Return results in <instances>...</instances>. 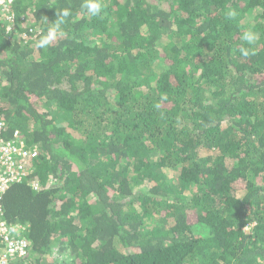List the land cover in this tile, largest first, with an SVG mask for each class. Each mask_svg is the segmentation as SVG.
Listing matches in <instances>:
<instances>
[{
  "label": "trees",
  "instance_id": "trees-1",
  "mask_svg": "<svg viewBox=\"0 0 264 264\" xmlns=\"http://www.w3.org/2000/svg\"><path fill=\"white\" fill-rule=\"evenodd\" d=\"M81 4L0 12L1 137L38 151L2 198L15 264H264V0Z\"/></svg>",
  "mask_w": 264,
  "mask_h": 264
},
{
  "label": "built area",
  "instance_id": "built-area-1",
  "mask_svg": "<svg viewBox=\"0 0 264 264\" xmlns=\"http://www.w3.org/2000/svg\"><path fill=\"white\" fill-rule=\"evenodd\" d=\"M14 1L0 0V12L2 11L3 17L6 18L8 30L13 28L15 23L14 15L9 14V5H12ZM5 131V123L0 121V264H15L30 256V245L22 237L23 227L19 229V225L10 224L2 218L4 214L2 198L12 184L22 182L31 172L21 162L30 157L36 158L38 151L37 149L30 151L25 146L18 130L12 137L3 138L1 135ZM33 188L37 190L39 187L34 184Z\"/></svg>",
  "mask_w": 264,
  "mask_h": 264
},
{
  "label": "clouds",
  "instance_id": "clouds-1",
  "mask_svg": "<svg viewBox=\"0 0 264 264\" xmlns=\"http://www.w3.org/2000/svg\"><path fill=\"white\" fill-rule=\"evenodd\" d=\"M81 7L82 9H86L87 12L92 16H99L102 14L103 11L102 0H82ZM71 15L72 14L69 9L58 10L57 19L55 20V22L50 23L51 27L49 29L48 35L40 39L38 46L45 47L49 43L54 33L61 32L62 34V27L68 22L69 17ZM224 15H225V19L227 20H235L238 16V12L235 9L229 8ZM3 22H4L2 23L3 25L7 23L6 20H4ZM15 23L13 28L16 27ZM25 26L26 28H28L31 27V24L28 22ZM7 29H8V25H7ZM30 32L32 33L33 31L30 30ZM259 38H260V34L254 31L253 29L249 28L247 30H244L240 36V39L242 41V46L239 49L240 54L243 57H248L250 55L255 54L254 46L259 40ZM31 39H33V36Z\"/></svg>",
  "mask_w": 264,
  "mask_h": 264
},
{
  "label": "rangeland",
  "instance_id": "rangeland-1",
  "mask_svg": "<svg viewBox=\"0 0 264 264\" xmlns=\"http://www.w3.org/2000/svg\"><path fill=\"white\" fill-rule=\"evenodd\" d=\"M27 23H28V19H24V24L26 25ZM68 255H69V252L59 253L58 248L55 247L52 255H50L48 258L61 261L63 259H66Z\"/></svg>",
  "mask_w": 264,
  "mask_h": 264
}]
</instances>
